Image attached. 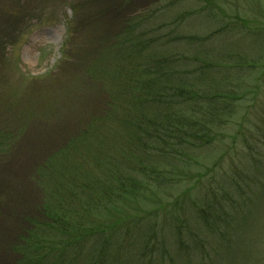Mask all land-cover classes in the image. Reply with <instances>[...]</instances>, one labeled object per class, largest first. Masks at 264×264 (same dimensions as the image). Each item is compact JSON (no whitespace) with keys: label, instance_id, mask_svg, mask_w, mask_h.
<instances>
[{"label":"trees","instance_id":"16d2710c","mask_svg":"<svg viewBox=\"0 0 264 264\" xmlns=\"http://www.w3.org/2000/svg\"><path fill=\"white\" fill-rule=\"evenodd\" d=\"M124 3L127 6L126 0H119L118 7ZM24 9L19 0H0V20H18ZM108 9L95 15L91 27L99 31L100 55L79 65L93 89L74 111L80 127L72 130L66 124L58 134L60 141L34 170V182L42 189L36 213L16 212L18 232L25 223H34L25 232L19 264H110L115 257L124 264V253H112L120 240L131 236L137 237L128 241L127 264H196L199 252L202 264H264V210L253 214L250 210L264 208V143L253 146L245 137L247 152L239 151L233 167L217 176L221 161L236 147L233 140L212 168L206 173L196 171V183L213 177L210 188L195 200L189 199L192 188L186 189L180 197L189 200V206L181 205L178 213L165 203L156 209L146 205L155 198H167L166 193L181 185L185 173L201 165L199 159L206 161L217 144L222 146L230 120L238 114L236 103L244 100L243 95L225 91L220 82L205 84L226 69L216 49L203 48L202 42L213 37L202 41L163 32L153 26L152 12L111 28L106 21ZM73 49L80 58L87 55L80 47ZM185 50L192 52L191 59ZM247 67L255 65L251 62ZM31 99L33 104L35 93ZM15 101L0 98V166L31 126L21 127L25 110L12 107ZM9 118L17 119V124L8 126ZM244 123L237 125V136L253 129H246ZM257 128V135L250 138L264 137L263 127ZM205 180L209 182L208 177ZM122 205L133 207L141 216L119 213ZM100 208L108 211L105 218L110 222L103 224L77 211ZM158 219L168 221V226L159 228ZM127 223L129 231L124 234ZM130 229H135L134 235ZM51 235L54 247L46 251L45 238ZM134 249L137 254H132ZM91 252L99 256L93 260Z\"/></svg>","mask_w":264,"mask_h":264},{"label":"rangeland","instance_id":"374dc122","mask_svg":"<svg viewBox=\"0 0 264 264\" xmlns=\"http://www.w3.org/2000/svg\"><path fill=\"white\" fill-rule=\"evenodd\" d=\"M126 1L127 6L124 3L118 7L119 0H19L21 7L25 9L18 20H0V98L16 100V104L10 105L16 110H25V120L21 127L24 126L25 129L28 124L31 125L27 127L14 152L0 166V264H19L23 256L20 250L25 232L32 228L34 223H25V228L18 232L14 221L19 210L27 215L28 212L36 213L42 201V189L37 188L34 182V170L60 141L58 134L64 131L66 124L71 126L72 130L80 127V123L75 120L74 111L81 105L83 96L93 92L83 77L80 66L83 59L87 58L89 63L100 55L101 43L97 42L99 31L96 27H91L95 26V15L104 12L106 8L110 7L106 11V21H110L108 25L111 28L114 23L152 12L155 18L153 26L163 28V32L175 31L176 35L197 37L202 41L213 37L210 42H202L204 47H201L216 49L217 57L226 69L223 70L221 64L217 63L216 67L222 70L214 75V79L207 72V77L211 78L207 79L205 84L220 82L225 91L238 93L244 98L236 103L238 114L230 120L231 131L229 129L224 133L222 146L217 144L218 149L215 147L213 155L206 161L199 159L201 165L193 168L191 174L185 173L181 185L176 191L166 193L167 198H155L146 204L148 209H156L160 203H165L169 205L168 209L178 213L181 205L189 206V200L180 197L186 189L192 188L189 199L195 200L210 188V179L212 181L213 177L207 176L209 182L205 180L207 177H204L202 183H196V171L206 173L208 168H212L228 151L233 140L236 141V147L221 161L223 168L217 169V176L219 172H223L222 169L230 170L233 167V162L238 161L240 157L239 151L247 152V147L243 144L245 137L249 138L253 146H257L256 143H264L263 136L250 138L257 135L258 125L264 129V120L261 119L264 117V0ZM210 13L213 14V19L209 18ZM72 22L74 24L71 34L68 29ZM101 23L99 22V25ZM70 39V44L66 46ZM73 46L74 49L80 47L87 55L84 58L76 56L77 51L71 52ZM184 55L191 59L192 52L185 50ZM251 62L255 65L254 68L247 67ZM240 65L243 67L237 68ZM33 93L35 99L32 104ZM11 115H14V112H11ZM8 120V126L17 124V119ZM243 121L246 129H253L237 136V125ZM47 138H51L48 143ZM178 199L180 201L177 203ZM250 210L251 214L259 211L263 213L264 208L259 205L251 207ZM77 211L86 217L93 216L95 221L100 219L99 222L103 224L111 220L105 218L108 217V211L104 208L90 213L78 209ZM118 212L124 215L137 213L141 216V212L129 205L125 208L122 205ZM103 215L104 217H101ZM35 221L41 222L38 219ZM158 221L159 228L165 229L168 226V221ZM88 225L94 228L93 223L89 222ZM128 228V223L124 224V234L128 233ZM167 232L165 231V234ZM130 233L134 235L135 229H130ZM134 237L137 236L125 239V242L120 240L112 254L116 256L119 252L120 256L123 253L128 256V241H132ZM45 240L44 250L54 247L53 235ZM124 248L125 252L122 251ZM136 252L134 249L132 254H137ZM124 254L122 263L127 264ZM91 255L95 260L99 253L91 252ZM203 259L201 252L194 258L196 264H202ZM110 264L120 262L115 257Z\"/></svg>","mask_w":264,"mask_h":264}]
</instances>
